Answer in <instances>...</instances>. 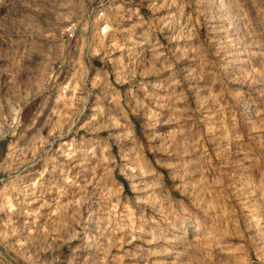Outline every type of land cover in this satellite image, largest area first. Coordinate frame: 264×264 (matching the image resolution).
Returning <instances> with one entry per match:
<instances>
[{
  "label": "clouds",
  "instance_id": "9594fccd",
  "mask_svg": "<svg viewBox=\"0 0 264 264\" xmlns=\"http://www.w3.org/2000/svg\"><path fill=\"white\" fill-rule=\"evenodd\" d=\"M244 2L253 8L245 9L241 0H0V140L15 136L20 127L4 110L18 111L36 96L37 81L45 90L57 87L55 77L65 65L68 74L57 98L71 90L74 102V118L53 125L57 135L52 130L43 135L46 118L25 147L0 159V264H121L122 257L129 264H240L239 257L223 255L227 249L240 250L252 264V252L257 260L264 255V176L252 165V172L235 181L234 192L220 189L221 201L216 186L233 182L213 169L205 154L194 152L199 140L187 123L225 93L237 103L245 96L251 100L253 93L264 100V78L258 75L264 74V12L255 8V0ZM200 22L207 28L204 36ZM97 56L112 64L117 83L132 85L124 89L128 107L143 113L150 147L170 156L165 163L169 177L181 180L174 185L181 197L158 177L145 178L141 145L135 138L129 143L126 129L117 130L116 114L95 95L99 90L104 101L111 97L119 103L109 72L91 63ZM232 115L231 137L221 132L210 139L218 141L225 158L235 155L243 163L240 154L247 153L264 161L260 109ZM80 128L109 136H96L100 143L85 147L71 137ZM113 144L122 150L119 163ZM78 155L82 163L89 157L98 162L90 180L81 182L60 163L61 157ZM105 155L111 163L105 164ZM100 167L105 174L98 176ZM49 168L53 175L46 189L41 181ZM117 168L129 180L131 194L112 175ZM53 191L57 195L48 198ZM209 192L217 198L209 200ZM242 199L249 210L238 218L229 209L241 206ZM214 208L229 210L228 219ZM229 221L251 234L240 242L225 240ZM209 245L217 249L214 254ZM120 248L126 250L113 254ZM157 256L165 259H153Z\"/></svg>",
  "mask_w": 264,
  "mask_h": 264
},
{
  "label": "rangeland",
  "instance_id": "374dc122",
  "mask_svg": "<svg viewBox=\"0 0 264 264\" xmlns=\"http://www.w3.org/2000/svg\"><path fill=\"white\" fill-rule=\"evenodd\" d=\"M139 3V0H136ZM241 6L245 9H252L253 5L251 3H245L244 0H241ZM255 8L259 9L261 12H264V0H255ZM142 14L145 17L151 16V13L148 11L147 7H143L141 9ZM254 14V12L252 13ZM0 15H3L0 13ZM198 27L201 30L202 36L206 35L207 28L203 25L202 22L198 24ZM67 55V51H66ZM118 56L119 53L117 52ZM91 63L95 68L103 69L109 72L110 79L112 81V86L119 90L120 98L119 103H117L115 98H109L108 101H104V95L99 90L96 91L95 95L100 98V101L106 103L107 107L112 110L113 113L117 116L116 128L117 130H127L129 132V143H131V139L135 138L136 141L141 145V153L142 157H138L142 159V161L148 165V168L145 169L143 175L145 178L149 180H155L157 177L159 180L172 191V195L176 197H181L182 193L179 188H175L174 185H179L181 180L177 177L175 180L169 177L170 166L165 163L166 160L170 158L169 155L164 154L159 151L157 147H150L149 139L147 138V133L151 129L148 128L146 124V119L143 113L133 112L128 107V96L125 95L124 89L131 88L132 85L129 83H117L116 77L111 75L112 73V64L108 60H101L100 56H97L92 59ZM59 67V66H58ZM67 66L60 68L57 76L55 77V83L57 87L48 86L45 90L43 85L37 81V87L41 90L34 97H29V99L21 103L19 105V110H14L11 108H7L4 110V116L8 117V114L11 113L12 116H15L20 121V127L16 132L15 136H8L7 139L0 140V159H3L10 151L16 150L21 147H25L28 144L29 137L32 132L39 128L41 123H44L43 135L47 137L50 130L53 131L54 136L58 133L55 132L53 125L56 121L68 120L73 117L74 109L72 108L73 101L71 99V90H68L65 97L57 98V92L59 90V86L61 81L64 79V76L67 75ZM27 74H22L26 76ZM264 78V74L258 73ZM233 86H243L247 88V85H239L237 82H233ZM111 91V89L109 90ZM252 99L248 100V97L245 96L243 99L237 103L229 94L225 93V95L221 98L220 103L208 102L205 105L203 110V114H194V119L187 121L193 135L198 137L199 143H196L193 146L194 152L199 155L201 153L205 154L208 164L212 166L213 169L220 168L224 171L226 177H230L233 183H228L225 180L224 183L218 184L217 191L220 192V189L227 188L229 193L234 192L235 187H238V184H235V181L239 179L241 174L246 172H252V165H255V172L264 176V161L260 159L253 160L251 156L247 153H242L240 155L245 156V161L240 162L235 155H230L227 158L224 157V154L221 152L220 147L218 146V141L216 139H210L211 137H216L219 133H225L229 138L232 135V123H233V113L234 112H246L248 115H251V111L254 108L260 109V115L264 116V100H257L255 94H251ZM54 98H55V106H54ZM245 102H247L250 107L245 109ZM63 109V110H61ZM51 110V115L49 112ZM206 115V119H205ZM87 116V113H85ZM219 121V124H217ZM183 122V121H182ZM237 127L240 125L239 118L236 119ZM62 131L67 133V126L65 125L62 128ZM101 136L107 138L109 133L107 131L96 132L94 129L92 131H88L87 128H80L79 130L73 129L71 133V137H74L75 141L78 144H83L85 147L91 146L93 143H100V141L94 140V137ZM65 140H69L70 137L65 135ZM227 142V141H225ZM156 143V142H153ZM255 150V149H253ZM121 148L113 144L111 147V153L116 157V162H120ZM174 158V157H171ZM83 157L77 156L73 160H67V158L61 157L60 163L66 166V170L71 172V176L79 175L81 182L85 179H91V169L96 168L97 161L93 160L91 157L88 158L87 163H82ZM223 161V164L221 163ZM79 163L80 166H77ZM111 163L107 159V155H105V164ZM36 168H41V165H37ZM149 169L151 171H149ZM29 171L34 172L35 169H29ZM105 174V170L103 167H100L96 171V175L101 176ZM38 175V173H37ZM51 168H49V172L43 177L41 181L45 188H50L51 184L48 183L50 176H52ZM116 181L124 185L125 191L127 194H131V191L128 187L129 180L121 175L120 169H116V171L112 174ZM4 174L0 173V179H3ZM27 179H31L26 174ZM187 191V189H185ZM56 192L53 191L48 194V198L56 196ZM216 197V193L209 192L208 199L212 200ZM221 201L225 198V193L220 192L218 197ZM229 204L234 203V195L229 194L226 197ZM241 206H236L230 211L234 212L236 217H241L242 213H247L248 203L246 200L242 199L240 201ZM221 211L219 208H214V214L219 212L224 215L225 219H228V211ZM0 216H3L0 213ZM23 218H21L22 222ZM228 232L225 235V240L227 241H244L248 238L249 233H242L240 231L241 224L232 222H228L226 225ZM260 227H264V222H260ZM233 229H235V233H233ZM139 243V241H137ZM210 251L215 253L217 250L214 245L207 246ZM125 248L113 249V254L117 252H124ZM68 249L65 247L62 251V254H67ZM225 256H235L240 258V264H248L246 260L243 259V253L240 250L227 249L223 253ZM258 253H251V261L252 264H264V255H261L259 260L256 259ZM153 259L163 260L165 258L161 256L153 257ZM21 264L23 262L21 261ZM121 264H129L127 257L121 258ZM149 264L151 262L149 261ZM214 264V261H213Z\"/></svg>",
  "mask_w": 264,
  "mask_h": 264
}]
</instances>
